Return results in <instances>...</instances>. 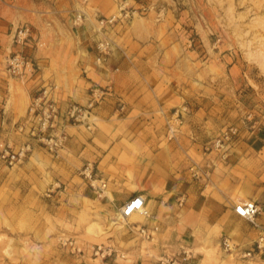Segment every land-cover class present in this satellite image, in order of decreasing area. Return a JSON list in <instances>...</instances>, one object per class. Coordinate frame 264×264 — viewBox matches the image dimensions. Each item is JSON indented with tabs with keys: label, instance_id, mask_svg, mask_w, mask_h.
Here are the masks:
<instances>
[{
	"label": "rangeland",
	"instance_id": "rangeland-1",
	"mask_svg": "<svg viewBox=\"0 0 264 264\" xmlns=\"http://www.w3.org/2000/svg\"><path fill=\"white\" fill-rule=\"evenodd\" d=\"M110 16L116 21L100 27L98 20ZM24 26L29 27L26 43L33 41V46L15 42ZM103 37L113 43L104 59L96 48ZM50 39H77V52L85 56L88 46L99 67L108 62L117 70L115 62L126 58L138 69L133 78L156 91L144 100L143 110L137 107L129 113L128 101L119 96L113 121L95 117L93 132L98 128L106 134L110 140L104 143L110 146L105 149L111 147L107 164L106 159L100 166L98 160H86L97 172L96 185L115 179L118 194L134 189L129 186L134 173L129 168L121 171V166L133 165L182 133L188 101L196 99L198 90L205 91L207 110L214 117L208 140L229 125L238 127L232 144L264 137V0H0L1 75L16 79L6 71L8 57L18 51L28 56L24 46L41 50ZM51 81L62 88L59 79ZM112 90L111 85L108 93ZM170 90L176 101H166ZM120 101L125 108L116 111ZM169 125L176 129L170 139ZM32 152L14 167L0 162V264H141L155 263L164 255H176L189 264L187 253L154 249L152 254L145 238L142 244L133 237L125 242L119 233L135 231L144 215L117 211L108 217L103 198L87 178L78 173L57 183L50 171L54 166ZM145 207L149 209L147 203ZM223 237L214 249L204 250L203 264H264V249L258 251L255 241L248 248L231 243L228 250ZM109 238L120 245L109 244ZM61 239L72 240L80 250ZM248 250L250 255H243Z\"/></svg>",
	"mask_w": 264,
	"mask_h": 264
},
{
	"label": "crops",
	"instance_id": "crops-1",
	"mask_svg": "<svg viewBox=\"0 0 264 264\" xmlns=\"http://www.w3.org/2000/svg\"><path fill=\"white\" fill-rule=\"evenodd\" d=\"M34 43L29 41L25 44L33 46ZM78 44L77 39H50L41 50L24 46L28 56L35 58L40 70L25 81L0 74V128L10 129L14 121L24 116L30 97L43 81L52 79L61 82L60 97L80 103L86 101L90 85L110 83L112 92L95 108V117L102 121L112 120V111L119 96L128 101L127 111L131 113L137 107L138 111L139 108L143 110L141 105L144 100L150 94L156 95L154 88L147 89L141 80L133 78L138 69H133L126 58L115 62L117 70H112L108 62L99 67L88 46L85 56L77 52ZM8 46L11 47V42ZM140 54L143 53L140 51ZM46 74L49 78H45ZM173 92L167 91L164 96L166 101L170 98L176 101ZM204 92L198 90L194 95L196 99L188 101L182 133L165 147H154V152L141 155L133 165L121 166V171L129 168L134 173L129 185L134 189L118 194L116 180L107 179L106 189L100 196L103 198L104 213L109 217L127 199L141 194L149 209L140 225L149 229L157 226L158 229L155 237L144 240L149 246L148 251L151 250L152 254L154 249L157 253L186 252L190 256L189 264H203L204 250L214 249L222 236L232 244L248 248L260 235H264V158L261 157L264 137L257 138L255 135L251 139L237 140L232 144L228 157L220 158L209 145L212 140H208L210 128L215 123L210 115L212 111L207 110L209 102ZM94 122L92 130L80 125L69 126L68 137L58 156L40 148L33 150L32 156L42 157L54 166V171H50L55 182L74 179L81 173L78 170L86 160H98V166L103 159L108 163L107 155L110 157L111 147L106 150L108 143L104 141L110 139L98 128L93 132L96 119ZM193 163L199 168V176L193 175ZM244 199L254 200L260 208L256 224L233 212V204ZM119 236L125 242H129L131 237L139 244L143 242L134 230L121 231ZM109 242L116 244L112 238ZM118 245L120 242L116 247Z\"/></svg>",
	"mask_w": 264,
	"mask_h": 264
},
{
	"label": "built area",
	"instance_id": "built-area-1",
	"mask_svg": "<svg viewBox=\"0 0 264 264\" xmlns=\"http://www.w3.org/2000/svg\"><path fill=\"white\" fill-rule=\"evenodd\" d=\"M77 18H80L78 16ZM116 21V17H102L98 20L100 27L112 25ZM29 38V27L19 28L15 42L23 44ZM113 43L103 37L96 42L97 51L103 55L109 54ZM100 58H98V61ZM6 71L9 75L25 81L35 76L39 71L38 64L30 57L21 53V51L12 53L6 64ZM111 90V84L108 83L104 87L90 86L88 88L87 98L84 103L76 102L70 98L60 97V86L55 81H43L38 90L30 97V101L26 108V113L21 118L11 124L10 129L0 132V162L7 167H14L22 163L33 151L34 147L40 146L54 156H58L67 137L68 127L72 125H80L88 130H92L95 126V108L104 98V95ZM125 103L120 101L116 111H122ZM175 128L169 125L168 138L174 136ZM238 134L236 125H229L221 130L212 140L211 149L218 152L220 158L225 159L228 156L233 139ZM194 168V169H193ZM193 175L199 176V168L196 163L192 165ZM84 178L89 180V185L97 192L98 196L102 195L105 182L101 181L96 185L97 172L93 171V165L87 161L81 170ZM182 199L179 200V203ZM258 204L252 199L238 200L233 204V212L252 224H256L255 218L259 213ZM124 216L132 213L147 215L148 210L145 207V199L141 194H136L127 199L118 210ZM135 231L142 238L151 240L157 226L149 229L145 225H136ZM62 244H68L72 249L80 250L72 240L61 239ZM223 246L225 249H232V245L228 239L223 238ZM255 248L260 251L264 249V235H260L255 241ZM100 247L95 250L98 253ZM250 250L244 252L243 255H250ZM186 253V252H185ZM141 264H183L181 258L176 255H164L159 257L155 263Z\"/></svg>",
	"mask_w": 264,
	"mask_h": 264
}]
</instances>
